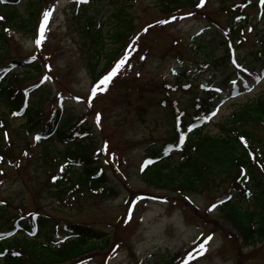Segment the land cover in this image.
I'll list each match as a JSON object with an SVG mask.
<instances>
[{"label": "rangeland", "instance_id": "obj_1", "mask_svg": "<svg viewBox=\"0 0 264 264\" xmlns=\"http://www.w3.org/2000/svg\"><path fill=\"white\" fill-rule=\"evenodd\" d=\"M74 1L42 0V12L36 22L39 30L44 12H51L46 24V38L37 46L35 40L39 34L15 32L10 53L0 64V72L14 58H26L27 62L33 61L35 67L36 64L42 65L38 66L41 72L34 76H26V67L14 70L12 75L15 73L25 77L20 85L24 89L37 87V81H40L41 87L50 89L51 102L43 105V113H54L63 107L67 114L75 118L87 116L109 187L118 190L120 195L117 198H98L99 194H95L87 202H84L85 198L77 197L79 201L74 207L64 211L56 209L43 186L48 177L59 172V155L47 150L43 158L51 164L43 162L39 157L40 147H35L31 140L23 144V131L19 128L26 121L8 117L5 130L10 132L11 140L8 142L13 143L9 157L17 166L13 168L7 165L3 168L0 199L5 201L9 215L15 217L24 213L30 218L37 205L40 206V213L58 222L59 230L65 221H70L98 229L106 236H118L119 247L110 250V245L108 249L91 253L75 264H156L160 259L173 257L177 253L182 255L177 259L179 264H184L185 260H188V264H264V248L261 251L244 250L238 255V251H241L236 249L241 243L235 240L238 232L217 212V202L213 209L212 203L224 195L225 186L187 195V202L173 192H155L150 186L148 188L140 178L142 168L149 159L147 149L152 145L164 144L172 134V125L176 126V121L172 119L169 105L162 107L157 104L166 97L163 91L146 90L140 99L137 94L133 96L124 87L122 89L124 81L130 76L134 78L128 84L135 79L144 88L165 82L174 87L179 82L180 88L170 92L167 98L177 104L178 110L187 113L188 122V118L195 114L194 98L196 93H202L201 86L226 82V76L221 75L226 68L212 66L211 62L222 55L225 47L222 44L225 40L223 30L227 31L231 19L236 15L219 12V0H206L202 9L191 15H186V10L183 14L175 15L176 19L173 20V17H162L158 13L155 8L157 0H135L129 13L135 19L138 40L134 39L128 59L110 81H114V85L109 90V84L94 85L95 81L87 74L85 63L80 59L78 20L72 19L67 10ZM29 2L23 0L17 10L24 13ZM249 2L252 7L244 10L248 42L241 46L234 44L232 54L255 67L261 82L233 98H229L232 96H229L231 93L228 89L229 94H222L217 99L211 108L216 115L211 114L209 124L204 127L205 133L211 136L218 133L216 124L222 122L236 104L254 99L264 91V71L257 63L261 58L254 55L263 51V18L258 11L260 1ZM101 8L104 10L100 16L103 22L109 15V6ZM158 21L169 23L161 24ZM253 26L256 29H252ZM259 39L263 44L258 42ZM134 46L140 50L137 54ZM108 47L109 50L111 47ZM124 57L125 54H122L116 64ZM94 87L95 95L92 94ZM5 112L0 106V117ZM258 131L264 143V127ZM17 143L21 146H17ZM169 157L173 161L180 158L175 152ZM139 193H146L150 197L137 196ZM132 205L137 206L135 210L130 209ZM26 212L30 213L26 215ZM208 236H212V240L206 245L207 251L200 255L197 249ZM189 253L193 257L190 260Z\"/></svg>", "mask_w": 264, "mask_h": 264}, {"label": "trees", "instance_id": "obj_2", "mask_svg": "<svg viewBox=\"0 0 264 264\" xmlns=\"http://www.w3.org/2000/svg\"><path fill=\"white\" fill-rule=\"evenodd\" d=\"M29 1L24 13L17 10L23 0L0 2V17H3L0 20V64L10 53L15 32L36 36L39 34L37 32L39 24L37 25L36 21L42 12L40 6L42 0ZM235 1L218 2V11L226 15H236L234 18L236 20L231 19L227 31L223 30L224 51L219 59L211 62L212 66L226 68L221 75L226 76L225 84L233 81L229 87L233 89H237L240 83L245 86L244 80L249 82L259 77L255 67L247 64L246 60L230 57L228 52L234 44L241 46L248 42L244 10L252 6L250 0H238L241 1L239 4ZM257 1H260L258 11L263 18L264 30V4L261 0ZM134 2L135 0H87V2L75 0L67 7L71 18L78 20L76 31L80 42V59L85 63L87 74L91 75L96 86H100L99 81L107 75L112 66H115L122 54L130 53V47L138 37L135 19L129 13ZM198 4L200 0H157L155 8L162 17L168 18L183 14L186 10H188L186 15H190L202 9L197 7ZM108 6L109 15L102 22L100 16L104 10L101 7ZM252 29L256 28L253 26ZM258 42L263 44L260 39ZM109 45L111 48L108 50ZM134 48L136 50V46ZM136 51V54L140 52L139 49ZM254 55L261 58L257 63L264 71V46L263 51ZM229 63L233 64L229 67L231 71L228 68ZM36 65L35 67L33 61L27 62L26 58L24 60L14 58L9 60L6 68L0 72V106L6 111L0 117V179L3 177V168L7 165L13 168L17 166L9 157L12 148L10 145L13 143L8 142L11 140L10 132L5 130L8 117L14 120L22 118L26 121L19 128L23 131V140L26 142L23 144L26 145L31 140L35 147H40L39 157L46 163L48 162L43 158L45 151L52 150L53 154L59 155L61 162L59 172L48 177L46 185L43 186V190L49 195L48 198L53 199L52 206L64 211L74 207L79 201L76 200L77 197L85 198L84 202H87L95 194H99L98 198H117L120 193L109 187V179L103 170L102 161L97 156L99 150L94 143V131L87 122V116L75 118L67 114L63 107L54 113L51 111L43 113V105L51 102L50 89L41 87L37 84L38 81L37 87L24 89L20 85L25 77L11 74L16 68L26 67V76H34L41 72L39 67H42L40 64ZM133 78L128 77L122 89L124 87L133 96L137 94L140 99L146 90L163 91L166 97L157 104L162 107L169 105L173 114L172 119L176 121V126L172 125V134L164 144L148 147L147 154L152 163L143 168L140 178L153 191L173 192L186 202L189 201L187 195L200 194L210 188L225 186L224 195L218 197L212 204L224 199V203L218 205L216 210L223 215L222 219L228 221L238 232V238H235L241 242L236 248L241 250L238 251V255L244 250L261 251L264 248V143L258 130L264 127V91L254 99L236 104L232 112L222 122L216 124L218 133L211 136L203 132V127L197 128V122L202 120L201 116L205 118L209 113V108L213 105L211 99L214 92H220L222 87L216 86L215 83L201 87L202 93H196L194 98L195 114L186 122L187 113L178 110L177 104L167 98L170 92L180 88L179 82L174 87L165 82L156 87L154 85L144 88L135 79L128 84ZM113 83L114 81L108 83L109 90ZM199 94L200 96H197ZM190 125L196 127L189 128ZM181 133L185 135V140L180 145L178 153L180 158L173 161L165 157V153L170 148L169 144L174 147L180 144L178 142ZM16 145L21 146L18 143ZM136 195L150 197L146 193ZM134 196L130 198L133 199ZM35 208L34 212L25 213L26 215L30 213V218L24 213L12 217L5 201L0 199V264H75L91 253L104 251L110 245L111 250L118 245L116 234L113 235L115 237L106 236L98 229L84 226L79 222L65 221L63 228L59 230L56 220L40 213L38 211L40 206L35 205ZM13 233L16 236L19 234L20 237L9 238ZM58 234L65 240L57 239ZM178 257H182L181 253L160 259L156 264H179Z\"/></svg>", "mask_w": 264, "mask_h": 264}, {"label": "snow or ice", "instance_id": "obj_3", "mask_svg": "<svg viewBox=\"0 0 264 264\" xmlns=\"http://www.w3.org/2000/svg\"><path fill=\"white\" fill-rule=\"evenodd\" d=\"M0 2H2V0H0ZM82 2H87V0H82ZM204 2H205V0H200V4H198L197 7H202ZM261 3L264 4V0H261ZM50 16H51L50 11H45L43 14V22L41 23L40 28H39V35L35 40V44L37 46H40L42 44V42L44 41V39L46 38L45 37L46 24H47ZM2 19H3V17H0V20H2ZM172 19L174 20V19H176V17H173ZM158 23L164 24V23H169V21H158ZM149 27H151V25ZM147 30H148L147 28L144 29L145 32H147ZM137 39H138V37H137ZM127 59H128V54L126 53L125 57L123 59H121L116 64V66L99 81V83L107 85L112 80V78L117 74V72L123 66V64L126 62ZM233 63H235V60L233 61ZM237 67H240V65H237ZM95 92H96V88L94 87L92 90V94L95 95ZM212 115L214 116V115H216V113L213 112ZM189 131H191V129H189ZM37 139H39V137H37ZM184 140H185V135L183 133H181L179 136V143L183 144ZM241 140H243V137H241ZM105 147H107V146L105 145ZM150 163H152V161H146L144 166L146 167ZM220 203H224V201H220ZM212 207L215 208L216 205L214 204ZM128 215H129V219H131V212H129ZM210 240H212V236H208L207 238H205L204 241L199 245V248L197 249V251L200 255H203V253L207 251L206 245L208 244V242ZM117 247H119V246L117 245ZM17 255H19V253H17ZM188 258H189V260L193 258L191 253L188 254ZM184 264H188V260H185Z\"/></svg>", "mask_w": 264, "mask_h": 264}]
</instances>
